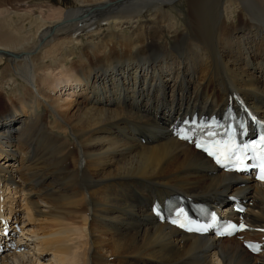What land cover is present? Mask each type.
I'll return each mask as SVG.
<instances>
[{"label": "bare ground", "instance_id": "6f19581e", "mask_svg": "<svg viewBox=\"0 0 264 264\" xmlns=\"http://www.w3.org/2000/svg\"><path fill=\"white\" fill-rule=\"evenodd\" d=\"M3 1L0 184L23 193L30 223L35 215L46 224L38 257L264 264V251L251 256L237 238L184 234L150 212L175 194L224 207L243 199L240 236L263 242L264 185L218 171L171 130L178 118L222 112L229 102L264 121V0H80L37 17ZM52 68L68 77L49 80ZM62 84L77 91L51 95ZM71 233L82 239L80 253L67 245ZM28 255L0 259L31 264Z\"/></svg>", "mask_w": 264, "mask_h": 264}, {"label": "rangeland", "instance_id": "374dc122", "mask_svg": "<svg viewBox=\"0 0 264 264\" xmlns=\"http://www.w3.org/2000/svg\"><path fill=\"white\" fill-rule=\"evenodd\" d=\"M78 1H80V0H6V4L14 5V6H10V7L13 8L12 9L13 11L15 10L16 14L24 13L25 11L30 10L34 14V17H37L39 15L40 11L44 12L47 15L48 14L47 10H48V8L50 6L55 7V8H59V9L61 8V10H68V9H71V8H75V7H79V6L81 7V6L84 5V4L80 5ZM4 6H5L4 1L0 0V7H4ZM131 7H133V6H131ZM129 8H130V6H129ZM131 9H133V8H130V10ZM37 11H38V13H37ZM53 69L54 68H52L47 74V75H50L48 77L49 80H52V81L60 80L61 81V80H65L68 77V72L65 71L64 69H62V68L61 69L58 68L56 70L55 69L53 70ZM64 85L68 86V84H64ZM64 85L63 84H62V86L59 85V87H62V89L60 90V88L58 87L57 91L56 92H52L53 94H51V95L59 96L60 98L63 99V98H67V97L69 98L70 96H72V93L74 91H77L75 88H70L69 89V88L65 87ZM53 88L54 87H50V86L49 87H45L46 91H50ZM62 91H63V93H62ZM14 193H16V194H14ZM22 196H23V193L19 191V188H14L13 186L11 187L10 185H8V187H7L6 185H4L2 183L0 184V202L4 201L3 203L6 204V206H3L4 212L8 211L11 206L14 209V211L20 210V211L16 212L17 219H14V221L18 220V218H19L21 224L22 225L24 224L23 225L24 227L22 226L23 229L21 227L20 228L22 229V231H24V232L26 231L25 234H23V233L22 234L25 235L26 239L30 240L29 242H27V249L25 251H23V252L26 253V255H27V252H28V254H29L28 256H30V258H31V262H32L31 264H41V263L42 264H58V262L53 260V258L51 256V253H49V254L47 253L45 255L43 254L44 257L43 256L42 257L41 256L38 257V255L36 254L35 249L37 247L38 242L41 240V239H39V237H41L39 229L41 228V230H43L44 228H46V224L44 222H42V220H41L42 218L40 219L38 217H35V215H32L31 216L32 218H30L34 222L30 223L28 221L27 216H25L26 212L24 211L25 208L23 206L25 204V202L23 203L22 200H24V197H22ZM9 203L11 204V206H10ZM21 210H23L22 213H21ZM14 211H13V213H14ZM7 213H9V212H7ZM37 220L40 223L41 222L42 223L40 224L39 222H37ZM28 231H30V232L31 231H36V235H28L29 234ZM37 231H39V233H37ZM74 237H75V239H74ZM25 238H23V239L25 240ZM70 238H71L72 241H69V244L67 243V245L71 248L72 251L77 248L76 252L80 253L82 251V248H80L81 245H82V243H81L82 239L81 238L79 239L78 235H75V234H72V233L70 234ZM13 241H14V243L16 242L15 239H13ZM21 242L22 241H20V243ZM78 245H79V247H78ZM23 252H20V254H22ZM23 255H25V254H23ZM25 261H28V259H25ZM0 264H2L1 261H0ZM27 264H30V262H27Z\"/></svg>", "mask_w": 264, "mask_h": 264}, {"label": "snow or ice", "instance_id": "6c2138e0", "mask_svg": "<svg viewBox=\"0 0 264 264\" xmlns=\"http://www.w3.org/2000/svg\"><path fill=\"white\" fill-rule=\"evenodd\" d=\"M188 123V122H186ZM201 127H204V125H202ZM209 128L213 127L211 125L208 126ZM241 127H243V125L241 124ZM191 131V129H180L178 130V134L180 135V137L182 139H189L188 133ZM217 135V133L209 130L207 132V136L209 138H214ZM196 144V147L199 148H204V150L210 155L215 157L217 163H223L224 160H234L237 165L243 164L244 162V157L241 156L237 151H236V146L233 144L232 146H226L225 148H220L218 147V143L219 142H215V141H211L207 147H204V144L202 142V140L200 138H197L193 141ZM264 145V136L260 137L259 142L257 143H253V144H245L243 145V148L241 149L242 151H247L249 149H257L259 148V154L254 156L253 158L257 160V166L259 167V176L258 179H260L261 181H264V148H261L260 146ZM236 170H240L239 167H237ZM177 217H180L181 215H183V209H181L179 212H177ZM186 219V217H185ZM212 219L215 221L216 220V216L213 213L212 214ZM173 223H178V220H173ZM179 226H183L182 224H179ZM227 230L232 231V230H236V231H243L246 229V225H244L243 223H241L239 226L237 225H233L231 223H229L226 226ZM260 231H264V229H260ZM250 250H252L253 252H259L261 250V245L256 244V245H252L249 244L247 245Z\"/></svg>", "mask_w": 264, "mask_h": 264}]
</instances>
